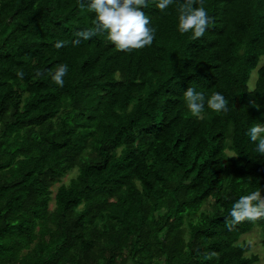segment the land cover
I'll return each mask as SVG.
<instances>
[{
    "label": "trees",
    "instance_id": "1",
    "mask_svg": "<svg viewBox=\"0 0 264 264\" xmlns=\"http://www.w3.org/2000/svg\"><path fill=\"white\" fill-rule=\"evenodd\" d=\"M156 2L153 44L125 52L106 32L73 43L95 23L87 0H0V264L259 262L244 237L264 247V220L225 221L264 195L247 135L264 124V0H202L213 22L197 40L178 31L179 0ZM215 92L226 112L208 108Z\"/></svg>",
    "mask_w": 264,
    "mask_h": 264
},
{
    "label": "clouds",
    "instance_id": "2",
    "mask_svg": "<svg viewBox=\"0 0 264 264\" xmlns=\"http://www.w3.org/2000/svg\"><path fill=\"white\" fill-rule=\"evenodd\" d=\"M86 0H79V7H85ZM174 0H158L156 8L164 12ZM196 4L201 6L196 7ZM149 6V0H87V8L95 13V23L92 27L76 32L77 40H89L99 33L106 32L108 41L119 51L131 52L140 50L146 46L150 47L155 39L156 29L149 27L151 21L142 10ZM178 31L181 35L191 32L192 39L197 40L204 36L213 18L202 6V0H179ZM66 45V41H58L54 45L60 49ZM68 74L66 64L58 65L51 75V80L59 87H64V77ZM35 75L41 76L38 70ZM17 76L24 77L23 71H18ZM184 99L191 114L201 118L205 107V96L203 93L188 87L184 91ZM229 101L219 92L213 93L207 99V106L219 113L228 110ZM253 106L259 110L260 106L252 101ZM248 137L256 144V151L264 155V124H255L248 129ZM235 157V156H233ZM231 220L225 221V226L231 230L236 224L248 221L255 223L264 220V195L261 191H252L248 195H242L232 205L229 213ZM217 257V253L208 254L211 259Z\"/></svg>",
    "mask_w": 264,
    "mask_h": 264
},
{
    "label": "rangeland",
    "instance_id": "3",
    "mask_svg": "<svg viewBox=\"0 0 264 264\" xmlns=\"http://www.w3.org/2000/svg\"><path fill=\"white\" fill-rule=\"evenodd\" d=\"M59 185L56 184L55 188ZM248 240L249 243L253 244V250L250 253L256 254L259 257V262L257 264H264V247L261 245L262 239L260 236V232L256 229L255 232L247 234L244 237Z\"/></svg>",
    "mask_w": 264,
    "mask_h": 264
}]
</instances>
